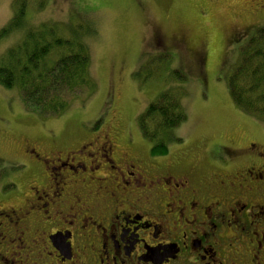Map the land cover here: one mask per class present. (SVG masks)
<instances>
[{"label": "rangeland", "instance_id": "374dc122", "mask_svg": "<svg viewBox=\"0 0 264 264\" xmlns=\"http://www.w3.org/2000/svg\"><path fill=\"white\" fill-rule=\"evenodd\" d=\"M38 2L30 4V25L72 21L96 29L89 43L98 88L74 99L62 115L42 117L25 108L17 89L0 85L1 193L21 178L32 147L54 156L71 144H134L126 152L151 156L153 144L138 118L167 89L184 92L187 120L172 130L169 154L160 158L192 150L188 159L207 152V163L214 153L210 158L229 156L232 170L252 161L249 144L264 150L263 123L234 103L226 77L248 36L264 26L263 0H151L147 8L145 0H45L41 8ZM14 3L0 0V27L13 17ZM22 35L16 31L1 40L0 57ZM175 71L186 80L176 82ZM27 177L19 180L23 197L0 195V209L22 205L32 183Z\"/></svg>", "mask_w": 264, "mask_h": 264}, {"label": "flooded vegetation", "instance_id": "af4514ba", "mask_svg": "<svg viewBox=\"0 0 264 264\" xmlns=\"http://www.w3.org/2000/svg\"><path fill=\"white\" fill-rule=\"evenodd\" d=\"M132 146L27 150L28 192L0 209V264H264L260 145L232 170L229 156L192 164V150L163 159ZM19 180L0 195L23 197Z\"/></svg>", "mask_w": 264, "mask_h": 264}, {"label": "trees", "instance_id": "16d2710c", "mask_svg": "<svg viewBox=\"0 0 264 264\" xmlns=\"http://www.w3.org/2000/svg\"><path fill=\"white\" fill-rule=\"evenodd\" d=\"M44 1L39 0L40 8ZM31 2L15 0L13 17L0 27V41L16 31L23 34L0 57V85L17 89L29 111L42 117L59 116L74 99L98 88L89 43L96 29L72 21L30 25L27 16ZM172 77L176 82L186 80L177 71ZM226 77L234 103L264 125V26L256 27L248 36ZM183 95L182 91L163 90L139 116V128L153 144V155L168 153L169 135L187 120Z\"/></svg>", "mask_w": 264, "mask_h": 264}, {"label": "snow or ice", "instance_id": "6c2138e0", "mask_svg": "<svg viewBox=\"0 0 264 264\" xmlns=\"http://www.w3.org/2000/svg\"><path fill=\"white\" fill-rule=\"evenodd\" d=\"M150 4H151V0H145V2H144V7H149L150 6Z\"/></svg>", "mask_w": 264, "mask_h": 264}]
</instances>
